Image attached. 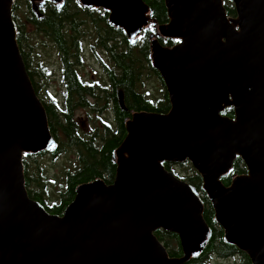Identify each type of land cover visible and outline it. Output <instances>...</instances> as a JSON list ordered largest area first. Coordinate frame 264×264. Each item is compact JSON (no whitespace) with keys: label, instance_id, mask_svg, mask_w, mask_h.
<instances>
[{"label":"water","instance_id":"1","mask_svg":"<svg viewBox=\"0 0 264 264\" xmlns=\"http://www.w3.org/2000/svg\"><path fill=\"white\" fill-rule=\"evenodd\" d=\"M30 1L37 10L45 0ZM230 1L234 16L223 0H163L168 21L158 24L144 0H77L107 11L130 41L153 23L150 62L170 107L130 112L113 181L77 185L58 215L25 187L23 155L52 152L57 141L20 54L14 0H0V264L188 263L212 230L199 191L164 166L186 161L224 240L264 264V0ZM237 158L246 173L226 186L220 179ZM157 230L177 236L180 256L169 255Z\"/></svg>","mask_w":264,"mask_h":264},{"label":"trees","instance_id":"2","mask_svg":"<svg viewBox=\"0 0 264 264\" xmlns=\"http://www.w3.org/2000/svg\"><path fill=\"white\" fill-rule=\"evenodd\" d=\"M144 1L151 10L153 22L164 24L168 21L163 0ZM223 4L227 15L234 16L235 11L231 1L223 0ZM107 15L108 12L102 9L82 8L77 0H64L60 6H55L49 0H45L37 10L33 9L30 0L20 2L14 0L12 6L17 44L36 94L38 95V85L34 79V73L39 75L41 68L29 56L30 50L34 47L33 39L40 40L35 38L36 36L43 35L53 44L61 61L66 85L64 94L66 101L61 106L57 104L56 98L52 95H49L46 100L38 96L45 108L50 132L58 142L57 148L52 152L24 154L22 158L28 196L39 201L52 214L61 215L63 213L64 208L72 201L77 185L92 181L94 178H101L107 184L113 181L115 172L113 152L126 134L124 122L130 116V112L166 113L170 107L162 79L150 62L149 36L155 32L153 23L144 29L138 38L130 41L123 30L107 23ZM27 25L34 28L31 34L26 29ZM32 34L36 36L33 37ZM86 36H89L91 48L102 50L108 60L100 62L106 78L103 89L95 88L97 82L91 84L82 81L77 73L76 66L81 63V44ZM160 42L162 45L171 46L177 40L160 39ZM43 44L39 43V45ZM149 76H156L163 90L160 97L155 98L154 101L146 97L148 93L146 90L142 92L141 82ZM90 95L94 96L93 103L100 104L99 100H101L104 108L109 106V110L114 115L112 131H110V125L106 123L101 133L93 131L92 134L86 136L80 135L73 115L74 108L91 106V111L94 112L93 105L87 100ZM223 115L232 117V108H226ZM64 149L66 151L74 149L78 161L72 171L67 170L64 173V183L60 185L61 189L52 199L49 197L51 194L48 191V185L44 182L45 176L33 171V165L29 161L35 162L39 157L55 159L65 152ZM164 166L171 171L173 164L165 163ZM178 166L186 172V175L177 177L199 191L204 203L203 218L212 230L211 239L203 253L186 264H218L210 261L212 257L227 259L226 264H251L245 253L238 251L224 240L223 231L216 224L213 210L201 189L200 176L188 161ZM242 173H246V169L242 161L237 158L232 169L220 180L227 186L234 175ZM155 235L163 243L170 256L182 254L175 234L157 230ZM235 255H239L240 259L234 262L228 260Z\"/></svg>","mask_w":264,"mask_h":264},{"label":"rangeland","instance_id":"3","mask_svg":"<svg viewBox=\"0 0 264 264\" xmlns=\"http://www.w3.org/2000/svg\"><path fill=\"white\" fill-rule=\"evenodd\" d=\"M21 0H19L20 2ZM27 31L31 34L34 28L30 25L26 27ZM33 37L36 35L32 34ZM35 38L40 39L39 41L33 39V50H30L29 56L32 57L34 63H37L41 68V73L39 75L34 73V79L38 85V96L42 99H48L49 95L55 97L58 105H63L65 89L62 84V70L61 61L58 53L56 52L53 44L43 35L36 36ZM81 44V63L76 66L77 73L82 80L93 79L95 81H100L106 84V78L100 62H107L106 54L100 49H92L89 45V36ZM43 39V40H41ZM44 43L39 45V43ZM172 46V45H171ZM95 52V53H93ZM100 59V60H99ZM32 65V61L30 62ZM142 92L146 90L148 93L147 98L154 101L155 98L160 97L163 92L161 83L156 76H149L143 79L141 82ZM91 105H93L94 112H92V107H75L74 108V118L77 125V129L80 135H88L94 132L101 133L103 125L108 123L110 125V131L114 129L112 111L109 110V106L104 108L100 104L93 103L90 97H87ZM104 113V114H103ZM64 141L62 138H60ZM64 146V145H63ZM60 154L58 159H50L49 157H39L36 161H29L33 165V171L45 176L44 182L48 185V191L52 199L57 195V191L61 189V184L64 183L63 179L64 173L67 170L72 171L77 163V157L74 149H68L67 151ZM176 176H184L186 172L183 171L178 165H173L171 170ZM37 189V188H36ZM240 256L235 255L231 257L230 261L239 260ZM212 263L226 264L227 259H217L212 257L210 259Z\"/></svg>","mask_w":264,"mask_h":264},{"label":"flooded vegetation","instance_id":"4","mask_svg":"<svg viewBox=\"0 0 264 264\" xmlns=\"http://www.w3.org/2000/svg\"><path fill=\"white\" fill-rule=\"evenodd\" d=\"M93 53H95V52H93ZM62 70V69H61ZM61 79H62V84H63V86H64V89H65V92H66V88H65V80H64V75H63V72H62V77H61ZM82 81H86V82H89V83H91V84H94V83H96L97 82V85L95 86V88H101V89H103L102 88V86H103V83L102 82H100V81H95V80H93V79H89V80H82ZM100 94V93H99ZM100 95H98V97H99ZM92 100H94V96L93 95H90L89 96ZM65 96H64V103H65ZM88 100V99H87ZM89 101V100H88ZM63 103V104H64ZM112 116H113V118H114V115H113V113H112ZM232 117H233V115H232ZM58 143V142H57ZM59 157H57V158H55V159H58ZM55 159H53V160H55Z\"/></svg>","mask_w":264,"mask_h":264}]
</instances>
